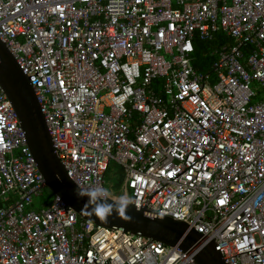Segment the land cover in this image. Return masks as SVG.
<instances>
[{
	"label": "built area",
	"instance_id": "built-area-1",
	"mask_svg": "<svg viewBox=\"0 0 264 264\" xmlns=\"http://www.w3.org/2000/svg\"><path fill=\"white\" fill-rule=\"evenodd\" d=\"M219 36L198 72L194 40ZM0 40L78 187L106 189L114 160L137 209L264 264V0H0ZM45 187L0 87V264H195L59 196L33 208Z\"/></svg>",
	"mask_w": 264,
	"mask_h": 264
},
{
	"label": "water",
	"instance_id": "water-1",
	"mask_svg": "<svg viewBox=\"0 0 264 264\" xmlns=\"http://www.w3.org/2000/svg\"><path fill=\"white\" fill-rule=\"evenodd\" d=\"M0 87L15 111L25 134L27 145L36 166L45 180L46 188L59 196L79 216L107 228H120L140 234L168 246H177L184 252H192L195 264H225L215 241L204 242L201 234L185 221L169 216H153L144 209H137L131 202L123 213H113L107 222H101L91 214L87 197L77 198L74 190L81 189L67 175L59 160L44 114L29 78L20 69L15 57L0 40ZM106 199L115 201L112 197Z\"/></svg>",
	"mask_w": 264,
	"mask_h": 264
},
{
	"label": "clouds",
	"instance_id": "clouds-1",
	"mask_svg": "<svg viewBox=\"0 0 264 264\" xmlns=\"http://www.w3.org/2000/svg\"><path fill=\"white\" fill-rule=\"evenodd\" d=\"M75 196L79 198L87 197L91 214L95 215L101 222H107L113 213H123L130 203V198L120 196L118 200L109 202L106 197L109 195L107 189L96 188L91 190L76 189Z\"/></svg>",
	"mask_w": 264,
	"mask_h": 264
},
{
	"label": "trees",
	"instance_id": "trees-1",
	"mask_svg": "<svg viewBox=\"0 0 264 264\" xmlns=\"http://www.w3.org/2000/svg\"><path fill=\"white\" fill-rule=\"evenodd\" d=\"M231 42L226 37H218L217 40H201L198 37L194 40L193 66L200 73H206L211 70L213 62L216 60L214 51L218 48L221 42ZM48 196L53 197V194L48 190Z\"/></svg>",
	"mask_w": 264,
	"mask_h": 264
},
{
	"label": "rangeland",
	"instance_id": "rangeland-1",
	"mask_svg": "<svg viewBox=\"0 0 264 264\" xmlns=\"http://www.w3.org/2000/svg\"><path fill=\"white\" fill-rule=\"evenodd\" d=\"M124 179L125 175L122 167L112 160L105 175V188L108 190V193L112 198L116 197L114 199H119V196H127V192L124 188ZM47 193L48 188H43L41 196L35 198L33 208H36L41 201L47 199Z\"/></svg>",
	"mask_w": 264,
	"mask_h": 264
},
{
	"label": "crops",
	"instance_id": "crops-1",
	"mask_svg": "<svg viewBox=\"0 0 264 264\" xmlns=\"http://www.w3.org/2000/svg\"><path fill=\"white\" fill-rule=\"evenodd\" d=\"M114 198H116V197H114Z\"/></svg>",
	"mask_w": 264,
	"mask_h": 264
}]
</instances>
